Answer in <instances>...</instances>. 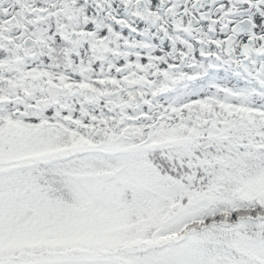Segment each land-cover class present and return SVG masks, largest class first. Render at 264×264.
I'll return each instance as SVG.
<instances>
[{
  "label": "trees",
  "instance_id": "1",
  "mask_svg": "<svg viewBox=\"0 0 264 264\" xmlns=\"http://www.w3.org/2000/svg\"><path fill=\"white\" fill-rule=\"evenodd\" d=\"M257 67L133 106L117 131L89 107L15 116L14 88L0 86V264H264ZM111 177L129 205L92 195Z\"/></svg>",
  "mask_w": 264,
  "mask_h": 264
},
{
  "label": "flooded vegetation",
  "instance_id": "2",
  "mask_svg": "<svg viewBox=\"0 0 264 264\" xmlns=\"http://www.w3.org/2000/svg\"><path fill=\"white\" fill-rule=\"evenodd\" d=\"M261 63L264 0H0V86L18 117L89 107L120 126Z\"/></svg>",
  "mask_w": 264,
  "mask_h": 264
},
{
  "label": "rangeland",
  "instance_id": "3",
  "mask_svg": "<svg viewBox=\"0 0 264 264\" xmlns=\"http://www.w3.org/2000/svg\"><path fill=\"white\" fill-rule=\"evenodd\" d=\"M226 79H228V77H226L224 74L220 75V81ZM228 83H233L231 78L228 79ZM51 113L52 110L48 112V114ZM91 193L96 199L104 202L121 205H129L132 202L131 191L128 190L125 185L115 177L97 180Z\"/></svg>",
  "mask_w": 264,
  "mask_h": 264
},
{
  "label": "water",
  "instance_id": "4",
  "mask_svg": "<svg viewBox=\"0 0 264 264\" xmlns=\"http://www.w3.org/2000/svg\"><path fill=\"white\" fill-rule=\"evenodd\" d=\"M248 53V52H247ZM49 92V91H48ZM50 94V93H49ZM50 96H52L51 94H50ZM48 104H51L49 101H46L45 103H44V105L45 106H47ZM114 109L115 108H112V112H114ZM15 116H17V114L15 115ZM117 128H118V125H117V127H116V130H117Z\"/></svg>",
  "mask_w": 264,
  "mask_h": 264
}]
</instances>
